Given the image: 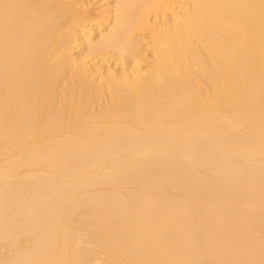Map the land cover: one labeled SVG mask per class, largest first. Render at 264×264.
Listing matches in <instances>:
<instances>
[{
    "label": "bare ground",
    "instance_id": "obj_1",
    "mask_svg": "<svg viewBox=\"0 0 264 264\" xmlns=\"http://www.w3.org/2000/svg\"><path fill=\"white\" fill-rule=\"evenodd\" d=\"M80 1L0 0V264H264V0Z\"/></svg>",
    "mask_w": 264,
    "mask_h": 264
},
{
    "label": "rangeland",
    "instance_id": "obj_2",
    "mask_svg": "<svg viewBox=\"0 0 264 264\" xmlns=\"http://www.w3.org/2000/svg\"><path fill=\"white\" fill-rule=\"evenodd\" d=\"M67 1H69V0H67ZM80 2L83 4L82 5L80 4V8L78 7V9L81 10V7H82V8H84V10H87V9H91L93 7L95 9L94 11L97 12V14L94 12L97 16L95 14H94V16H92V17H97V19H95V18L91 19V17H90V19H87V22H86L87 29L90 28L91 30H94V32L92 34L93 36L98 34L99 28L104 29L111 24L110 18H112L114 15L113 10L115 8L116 0H81ZM106 11H108V12H106ZM98 14L103 15V16H99ZM145 35L149 36L150 33L146 32ZM76 46H77L76 43H74L72 45V48L74 49L73 53H75V56L78 55V52L80 51V49L76 48ZM84 49L82 51H84V54H85L86 52ZM91 58L92 57H89V56L87 57V60L90 61V64L93 65L95 62L96 63L99 62L98 65L103 64L100 61H97V59L92 60ZM144 64H146V63H144ZM108 65H111L113 68H115L117 73L121 72L122 68H123L122 64L119 63L117 57L110 59L108 64L104 65V69H106V67ZM131 65H133V64L130 63L129 66L132 67Z\"/></svg>",
    "mask_w": 264,
    "mask_h": 264
}]
</instances>
